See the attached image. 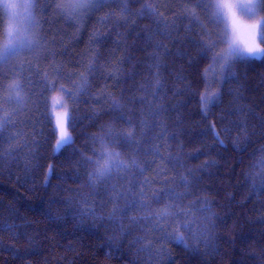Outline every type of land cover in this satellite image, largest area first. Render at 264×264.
<instances>
[{"label":"snow or ice","instance_id":"6c2138e0","mask_svg":"<svg viewBox=\"0 0 264 264\" xmlns=\"http://www.w3.org/2000/svg\"><path fill=\"white\" fill-rule=\"evenodd\" d=\"M93 16L101 30L91 33L80 59L75 64L58 60L66 49L61 45L57 51L53 27L64 22L78 33ZM143 20L149 23L140 27L138 21ZM129 30L147 59L138 61L146 74L126 98L120 81L125 77L124 61L131 57L121 52L117 58L115 52L121 43L127 50ZM113 35L118 38L116 47L109 46L105 55L101 49ZM173 42L181 45L174 55L186 60L204 81L202 91L185 75L183 64L168 88L163 73L172 52L168 44ZM257 62L264 64V0H177L174 5L158 0H0V169L11 175V165L22 161L26 182L29 174L40 175V187H52L53 179L60 182L55 191L63 195L49 197L46 208L34 210L53 231L70 218L77 227L110 231L111 241L131 237L129 245L137 256L147 257L141 264H174L169 244L198 257L220 255L218 228L225 221L203 182L205 173L217 167L213 153L227 151L229 144L233 151L243 152L252 137H264V115L258 117L257 133V125L250 123L257 119L254 110L239 103V89L232 86L238 66ZM135 68L133 64L129 77L138 74ZM224 88L235 98L227 111L221 108L218 126L209 116L222 103ZM169 90L173 97H199L204 140L191 151L185 150L182 139L183 103L171 106L176 111L173 119ZM83 104L88 105L85 113ZM102 113L108 119L85 137L90 149L73 148L83 122L96 127ZM37 136L49 144L53 159L64 157L71 175H57L53 162L42 161ZM69 148L72 152L65 155ZM200 154L205 156L201 163H188ZM244 178L252 194L264 196V145ZM33 187L38 190L35 181ZM5 211L0 232L26 239L35 253L34 237L28 232L32 221L24 219L21 230L16 223L23 219L20 209L9 203ZM0 251L24 259L15 246ZM66 251L76 250L69 246Z\"/></svg>","mask_w":264,"mask_h":264},{"label":"trees","instance_id":"16d2710c","mask_svg":"<svg viewBox=\"0 0 264 264\" xmlns=\"http://www.w3.org/2000/svg\"><path fill=\"white\" fill-rule=\"evenodd\" d=\"M158 2L174 5L177 0H158ZM96 20V16L87 20L83 29L78 33L74 27H69L64 22L55 25L53 31H56L57 34L55 41L57 51H61V45L65 46L66 49L62 56L58 55L56 58L65 63L75 64L86 51L91 33L94 30H101L100 26L96 24ZM147 23H149L148 20L138 21L140 27ZM120 31L124 32L125 30L121 28ZM117 39L115 35L109 37L108 44L101 51L107 55L106 49L109 46L116 47L114 42ZM137 40L135 32L129 30L127 50L125 51L123 43H121L115 52L117 58L121 52L131 57V61H124L125 77L120 81V87L124 89L126 98L134 93L142 75L146 74L141 71L143 66L138 61L146 60L147 52L137 43H134ZM168 47L172 52L167 58L168 69L163 73L168 81V88L171 89L175 82V70H178L183 64L185 75L194 80L196 82L195 87L202 91L204 81L198 77L195 68H188L186 60L174 55L176 48L181 47L179 42L169 43ZM150 50L148 49V51ZM191 51L195 55V50L191 49ZM133 64L136 65L134 71L138 73L134 78L127 75L133 71ZM203 67L204 64H201L200 72L203 71ZM236 74L237 82L232 86L239 89V103L254 110L257 119L250 123L257 125L256 131L258 133V117L264 115V64L257 62L252 65H240L236 69ZM209 79L211 80V76ZM100 83L99 80L96 81V85H100ZM107 83L112 85L113 81L109 79ZM176 86L182 87L183 85L177 84ZM210 88H215V84H210ZM113 90L119 91L117 88ZM223 92L222 103L215 106L209 116V119L217 120L218 126V114L221 108H225L227 111L229 102L235 98L228 93L227 88H224ZM85 99L87 98L85 97ZM198 100V95L173 97L171 90L167 93L170 109L178 101L183 103V107L179 111L185 122L182 139L185 141L186 151L199 147L200 142L204 140V137L200 135L203 122L201 121ZM87 111L88 105H81V112ZM171 116L173 119L176 118L174 109H171ZM107 119L108 116L102 113L96 127L90 126L89 121L85 120L82 130L78 129L77 131L76 144L73 145V148L89 150L90 141H87L85 137L95 132L98 124L104 123ZM249 130H252L251 127ZM24 131L30 133L31 128L25 126ZM37 140L42 145L39 150L42 161L47 159L49 162H53L56 165L57 175H71L72 169L64 157L53 159L51 148L48 143H44V138L37 136ZM262 145H264V137L256 135L252 137L246 151H233L229 144L227 151L218 150V155L213 153L218 161L217 167L212 169L210 174L205 173L203 183L205 187L210 189L215 202L218 204L216 210L225 221L218 228L220 255L209 258L198 257L192 253H185L174 244H169L167 247L172 250L171 260L174 264H262L264 261V255H262L264 253V222L261 221V217H264V196L252 194L244 178L245 171L251 170V165L258 158L259 148ZM71 152L72 148H69L65 155ZM204 159L205 156L200 154L199 159L193 157L188 163L197 165ZM17 176L20 177L19 181ZM33 181H35L38 190H34ZM258 181L259 177H257ZM41 183L42 178L39 174H29L26 182L22 161L19 164L14 162L11 165V175H9L8 170L0 169V217L7 216L8 213L5 209L9 203H14L20 209V215L23 218L16 221L21 225V230L24 228V219L32 221L28 227V232L34 237L32 247L37 250L35 253H31L26 239L15 240L10 234L0 232V247L11 248L15 246L19 255L24 257L23 260H20L11 256L7 251H0V264H46V262L47 264H69L72 260H75L77 264H141V260L147 259L144 254L137 256L136 249L130 247L131 237H126L122 241H111L109 240L110 231L94 229L90 225L77 227L70 218L68 222L55 226V231H53V226L48 225L43 217L35 215L34 210L46 208L49 197L63 195V193L55 191L56 185L60 183L56 179H53L52 187H40ZM70 183L69 181L68 184ZM63 186L67 187L68 185ZM72 186L75 187V185ZM192 226L195 228L196 225L193 224ZM69 246L76 251H66ZM160 264H168V261L164 260Z\"/></svg>","mask_w":264,"mask_h":264}]
</instances>
